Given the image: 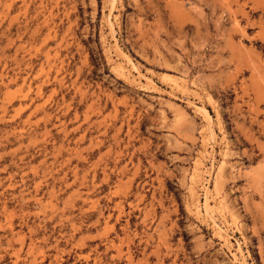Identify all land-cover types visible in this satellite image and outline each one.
<instances>
[{
    "label": "rangeland",
    "instance_id": "rangeland-1",
    "mask_svg": "<svg viewBox=\"0 0 264 264\" xmlns=\"http://www.w3.org/2000/svg\"><path fill=\"white\" fill-rule=\"evenodd\" d=\"M0 264H264V0H0Z\"/></svg>",
    "mask_w": 264,
    "mask_h": 264
},
{
    "label": "bare ground",
    "instance_id": "bare-ground-1",
    "mask_svg": "<svg viewBox=\"0 0 264 264\" xmlns=\"http://www.w3.org/2000/svg\"><path fill=\"white\" fill-rule=\"evenodd\" d=\"M201 109V108H200ZM207 115V114H206ZM209 118V117H208ZM194 198V197H193Z\"/></svg>",
    "mask_w": 264,
    "mask_h": 264
}]
</instances>
